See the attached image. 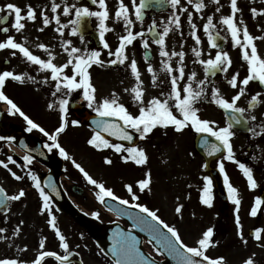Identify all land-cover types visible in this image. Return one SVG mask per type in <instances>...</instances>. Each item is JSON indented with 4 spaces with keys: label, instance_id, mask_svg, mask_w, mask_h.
Segmentation results:
<instances>
[{
    "label": "snow or ice",
    "instance_id": "6c2138e0",
    "mask_svg": "<svg viewBox=\"0 0 264 264\" xmlns=\"http://www.w3.org/2000/svg\"><path fill=\"white\" fill-rule=\"evenodd\" d=\"M218 3L219 0H216ZM93 5L98 3L99 11H93L88 6H80L70 5L64 3L63 6V14L65 16H69L73 11L75 14V18L69 19L67 24L61 23L60 15L56 14L57 10L61 8L60 3H56L55 0H52L51 3V12L55 15L53 17H49L46 12H41L42 23L44 26H48L52 23V20H55L57 27L55 31L63 35V31L66 27L71 26L72 34H76L81 27L82 21L85 18L95 17L98 19V28L100 39L103 42V47L105 49L109 48L108 42L104 39L105 33L110 29L106 25V21L109 18V11L106 4V0H91ZM167 3L171 5L173 9H180L182 12H187V8L181 5V0H167ZM188 4H193V0H188ZM132 8L130 9L127 4L124 3V0H119L118 7L115 11V17L117 19H122L125 24V30L127 32L126 35H121L119 37V44L115 48V51H109V56H115V59L109 60L108 64H116L117 62L123 64L127 59L125 54V49L127 45L132 44V42L136 39L137 36H144V31L133 33L131 30L133 21L130 19V13L134 11L135 19L137 21L143 20L145 15V9L149 6L148 0H131ZM194 7L197 12L202 10L205 7L203 0H196ZM7 10L9 14L14 13L15 21L12 25L16 31L22 30L25 25L22 23V20L27 18L28 20H36L37 12L36 9L33 8L30 4L27 5V10L24 15H22V9L15 3H7L2 8H0V12ZM219 11V8H217ZM240 9L237 5V0H231V13L230 15H224L221 17L222 23L227 26V30L231 34V40L234 45H239L242 49V58L247 62V71L248 75H246L241 81L240 84L243 86H248L250 81L257 80L261 85H264V57H262L258 53L257 45L254 41L261 37H254L250 34L246 25L243 27L238 26L235 16L236 13L239 12ZM253 17H255L258 12L264 13V9L258 10L253 7L250 9ZM7 16L0 17V23L7 20ZM187 21L191 25L193 31L191 35L195 38L197 44L200 43V38L196 34V24L192 22V14L189 12L187 15ZM169 25H175L176 28L180 27L181 20L180 15L173 12V14L169 17ZM240 24H243V21H240ZM157 27L156 21L153 19L152 24L148 28V32L155 33V29ZM215 28L213 24V17L209 15L207 17V22L204 23L203 29L208 34V40L210 42L211 47H218L216 42V37L219 36L217 32L216 35L210 31V29ZM43 31V28L39 29ZM171 28L169 26H165L162 33H155L158 37L156 39V43L160 45V55L163 57H169V52L165 50V37L168 36ZM0 31L8 32V28H2ZM242 33V37H241ZM72 42L66 41L63 45V50L67 53L68 59L65 63L57 64L54 62V55L52 51H48V58L42 59L38 55H34L32 51L28 47L25 46L24 43L17 42L15 38L11 35L7 36L6 40L0 41V49H13L19 50V52L25 57L28 61L39 65L41 70H50L51 79L55 81L56 91L52 93L53 96H56L57 92L61 90H65V96L71 95V93L75 90L82 89L83 97L88 102L89 108H94V111L98 113L100 117H109L115 119H107V120H99L96 121L97 129H102L103 132L110 133L111 136L119 137L123 141H132L133 140V132L129 131V129L134 130L135 133H138L141 138L147 137L150 133L153 132L158 126L167 128L169 126H173L176 131H182L184 128L191 126L195 132L197 133H206L210 134L212 137H215L216 140L220 141L223 148L227 150V159L229 161L234 159L233 147L231 144V137L234 135L232 131V123H229L225 127L216 128L213 127L215 124L214 121H210L208 119H202L199 115V109L195 107L196 102L202 98L205 93L204 85L206 84L205 79H201L198 81V88H193V81L196 78V72L193 71L191 75L188 76V83L181 89L178 86V80L183 78L185 75L183 60L185 53L183 51L180 52H172V56L179 57V77L172 76L171 77V92L164 96V98L153 96L150 100L145 102L144 100V89L142 87V81L140 80V73L137 68V62L135 59L131 60V70L135 75L137 84L135 87L131 89V92L134 94L132 96L133 101L138 105V114H134L129 110L128 107L125 106L124 103L119 101V97L115 92L111 94L110 97H104L102 100L97 99L96 96V88L91 80V73L89 72V68L93 65H102L104 61L100 59V51L85 50L82 52L80 48L71 46ZM144 47L148 48V41H143ZM40 49H45L47 51V46L43 43L37 45ZM196 57L201 56V51L197 48H193ZM13 55L16 53L13 52ZM147 59V55L145 56ZM199 63L204 65L205 73H215V71L219 70L222 72H227L229 66L232 64L231 57L227 51H217L215 53L214 58L209 59H200ZM165 68L171 72L172 68L168 64L167 61L164 62ZM70 68L71 74H66L65 70ZM148 71L153 72V68L151 64L148 66ZM25 75H17L12 71L5 70L0 72V101H5L10 107L9 111H14L15 113H19L20 116L24 118L28 125V131H32L33 129H38L44 136L48 137L51 143L45 145L49 151L53 148L59 149V152L62 156L68 157V153L58 142L59 134L62 133L66 127L68 126V104L69 101L67 98L59 99V111L61 113V119L59 126L55 128L53 133H49L42 127L39 123L32 120L28 117L18 106L16 103L10 99L5 92L3 91V87L5 85L6 79L11 78L13 80L23 82L25 79ZM238 76L239 73L233 74L228 83L233 88H238ZM27 79H34L33 77L28 76ZM156 76L153 74V82L155 83ZM48 82V78L45 77L44 83ZM128 91V89H125ZM245 88L239 87V90L236 95L232 96L231 99H226L219 94V89L212 90V97L214 102L224 109L231 110L233 113L232 119L237 123L240 122V118L236 115L237 113H243L245 111L244 108L237 106V101L244 94ZM260 93H256L251 97L249 104L254 106L260 96ZM174 102V104L172 103ZM54 107L53 103L48 104V108L51 109ZM173 107L177 110L178 114H175L173 111ZM252 120H255L256 117H251ZM79 121L72 120L71 124L76 125ZM264 131V128L261 129ZM249 131H253V129H249ZM7 139L8 141H12L14 137H0V140ZM203 143V141H202ZM88 144L94 146L97 149L101 148H111L114 149L116 153H126V155L122 156V159L127 162L129 160L133 161L136 165H144L147 163L148 156L146 151L143 148L137 146L125 147L123 143H110L108 139H106L100 130H96L92 137L88 140ZM221 144H213L211 147V151L209 155H212L215 152H219L221 149ZM12 160L11 157L8 158ZM26 162H30L33 158L29 155H25L23 158ZM106 163L111 164L112 160L109 158H105ZM15 163V161H12ZM76 168H78L86 179L92 184L98 187L99 191L97 193L98 198L103 202L106 197L113 198L114 200L119 201L122 205H129L130 201L128 199H122L119 196H116L111 188L105 187L103 183H98L96 179H93L91 175L75 160L72 161ZM239 168L243 171V174L246 176L248 185L250 188L255 189L257 187V182L253 176L252 168L246 166L243 163L237 161ZM0 165H3L4 168L8 169L11 172V175L16 179H21L20 176H17L15 172H12L11 169L8 168V164L5 161L0 160ZM220 172H225L224 163H219ZM31 178L33 181H36L35 187L39 189V195L42 197V207L41 212H47L50 216L48 220V224L55 231L56 236L59 238V247L64 249L65 254L60 255L55 251H40L38 255L31 261V264H42V261L45 257H55L56 260L60 262V264H71L70 257L74 255L72 251L69 250L70 245L66 239V236L61 232L60 228L57 226V217L52 214L51 208V196L41 187L39 179L36 175L31 174ZM205 184L202 189V194L200 195V200L204 205L211 206L213 202L212 195V180L210 177H204ZM139 185V190L144 192L146 189L150 190L151 184V173L150 171L145 173V178L137 181ZM224 183L228 189L229 198L232 199L237 206V215H236V224L237 227H240V217H239V205L240 199L237 197V189L233 187V185L229 182V178L227 174L224 175ZM53 192H56L55 185H50ZM128 192L131 194L132 201H138L139 197L133 191V186L131 184L126 185ZM25 195L23 189H20L17 195L8 196L3 187H0V204H4L5 201L8 200H19L21 197ZM261 205H264V199L257 196L255 198V203L251 208L250 214L252 216H256L258 209ZM136 209L139 210V213L135 217V223L133 227L142 228V230L149 233L151 239L155 241L156 245L160 247L157 248V251L163 249L169 256H174L177 260V264H227L226 258L223 256H218L215 258L210 257L207 254V251L210 247L218 244V241H214V228L208 227L204 230L200 236V238L196 241L194 246H190L184 242L181 237L179 230L175 226H171L163 220L160 215H158V209L153 210L149 208L147 205L142 203H134L132 205ZM182 205L177 206L175 211L177 213L181 212ZM124 214H127L131 217V213L125 211ZM144 214V215H141ZM93 215H98V213H93ZM23 223V221H21ZM6 229L0 227V233H4ZM20 231L19 225L16 226L13 235H18ZM264 229L256 228L254 230V234L257 240L261 239V232ZM241 237L243 236L242 232L240 233ZM5 239V237L0 236V240ZM138 241L137 237L132 235L131 233H125L122 230H117L114 238H113V248L112 255L115 258L114 264H155L149 256H146L140 248L137 246ZM26 247V246H25ZM40 249L45 248V240L41 239L39 243ZM0 264H26L25 261H22L18 258H0ZM243 264H255V261L249 257L243 261Z\"/></svg>",
    "mask_w": 264,
    "mask_h": 264
},
{
    "label": "rangeland",
    "instance_id": "374dc122",
    "mask_svg": "<svg viewBox=\"0 0 264 264\" xmlns=\"http://www.w3.org/2000/svg\"><path fill=\"white\" fill-rule=\"evenodd\" d=\"M260 1L264 0H253V3L259 5ZM255 5H252V8ZM219 8V11H217ZM256 8V7H255ZM188 13L192 14V22L196 24V34L200 38V43L197 44L195 38L191 35L193 29L191 25L187 24V29L184 32L183 45L180 47V51L185 53L183 60V67L185 75L183 78L178 80V86L182 89L188 83V76L191 75L193 71L196 72V78L193 81V88H198V81L203 77L204 70L202 69V64L199 63L200 59L214 58L217 52L212 49L210 42L208 40V34L204 31L203 25L207 22V17L211 15L213 17V24L215 25V30L220 32L226 38V50L231 57L232 64L229 66L227 72H222V74L215 77V89H219V94L226 99H229V83H225V80H230L233 74L239 73V77L242 76V69H238L239 72H234L233 66H240L239 56L242 55V49L239 45H234L231 40V34L227 30V26L222 23L221 17L224 15H230L231 8H226V1L219 0V3L215 4V13L211 12L207 16L204 14V10L196 11L193 4H188ZM260 10V9H259ZM264 16V13H259L253 17L251 14L247 17L245 10H241L236 13L235 20L238 26H247L250 34L254 37H261L254 41L257 45L258 53L264 57V26L259 24V19ZM243 24H240V21ZM264 25V24H263ZM213 29H210L213 30ZM38 29L24 28L19 31L20 35H16L15 40L17 42L24 43L26 47L32 51L34 55L38 54L42 59L48 58V51H52L54 55V62L61 64L66 62L68 59L67 53L63 50V45L66 39L63 36H59L60 40L57 39V33L54 30H50L44 37L43 42L36 39V34ZM173 38H180L179 32H172ZM242 37V33H241ZM6 40V38H0V41ZM43 43L47 46V51L45 49H40L37 47L38 44ZM174 43V42H173ZM109 44V42H108ZM77 45L82 46V42H72L71 46L77 47ZM193 48H197L201 51V56L196 57ZM81 49V48H80ZM13 49H3L0 52V71H12L17 75L35 74L34 66L29 68L28 60L20 56L21 53H16ZM96 51H100V59L104 61L102 65H97L96 68L92 70L91 80L96 88V96L98 101L102 100L104 97H110L113 92L119 97V101L124 103L126 107L129 108L134 114H138V105L133 101L131 89L136 86V77H123L121 76L116 68L115 64H108L107 62L112 59H107V54L109 51L114 52L109 44V48L105 49L97 48ZM16 54L13 55L12 53ZM173 52H178V49H174ZM9 61V64H4V61ZM247 64V62H246ZM170 65L175 70V62L171 60ZM181 66V65H180ZM164 62L159 61L155 64V73L159 74L156 78L155 83L153 82V74L140 75V80L142 81V87L144 89V100L147 102L153 96L164 98L170 92L168 82L169 77L164 71ZM94 70L99 71L95 73ZM66 72V70H65ZM44 76L33 77L34 79H25L23 82L18 81L12 87H16V94L11 90V88L5 86L4 92L9 97L16 96L17 102L22 106L26 104L27 107H32V115L40 122L41 126L45 128L46 131L53 133L56 127L59 126L60 117L57 114H51L52 110H49L48 104L53 103L55 106L56 97L52 95V86L55 83L51 79L50 70H44L41 72ZM156 76V75H155ZM45 77L48 78V82L44 83ZM179 77V76H177ZM204 78V77H203ZM242 78V77H241ZM240 78V79H241ZM43 82L42 85L36 81ZM121 82V83H120ZM52 84V85H51ZM161 86L165 89L159 91L156 87ZM39 89V90H38ZM128 89V91H125ZM64 92L61 91V94ZM4 102L2 106L5 108ZM25 102V103H24ZM174 103V102H173ZM86 107L95 112L94 108L88 107V102L85 100ZM214 108L206 103H198L196 106L199 109V115L202 119H208L213 121L215 119V127H225L227 126L226 120L220 110L216 106ZM264 109L263 104H260L256 111L260 112ZM50 111V112H49ZM215 113V114H214ZM20 117L18 114L13 116L12 119ZM68 126L65 132L60 133V139L58 142L68 153V157H63V162L66 166L64 175L68 182H72L75 179L76 184L83 188L84 195L80 196L78 194L72 193L69 189V194L72 200L78 205L79 210L87 218L92 216L93 219L89 220L91 227L100 226L104 223H108L110 220L114 219L110 212L105 210L101 206L97 193L99 191L98 187L92 185L83 173L75 167L73 160L80 164L85 171L89 173L96 179L98 183H103L105 187L111 188L116 196L122 199L131 200V194L128 192L126 185L131 184L133 186V191L139 197L138 201H132L133 203H142L147 205L149 208L156 210L158 209V215L165 220L171 226H175L185 243L190 246H194L196 241L200 238L202 232L208 227L212 226L215 220V202L211 206L204 205L199 199L200 189H203L204 182L201 180L204 175V164L201 162V158L194 151L192 146L193 134L188 132L189 128H184L182 131L178 132L174 137L167 138L168 130L164 128H156L145 138H140L137 147L143 148L148 156L147 163L140 165L139 167H134L132 161L125 162L124 160L117 165L111 164L105 165L102 163L104 154L110 149L105 148L103 150H93L92 147L85 144V138L92 136V132L86 126V124H79L71 126L72 116L68 118ZM235 146L241 152L244 151V141L242 138H236ZM10 144V143H9ZM7 143V140L0 142V149L3 150L0 153V160L5 161L8 164V168L11 170L16 169L17 176L21 178L25 177L26 172L23 167L16 161L15 163H9L8 157L11 155L9 151L11 146ZM12 145V144H11ZM1 146L3 148H1ZM13 147V145H12ZM12 152V151H11ZM121 154L124 155V152ZM114 160V156H112ZM137 166V165H136ZM228 170L230 167L234 168V164L226 163ZM151 173V184L150 190H145L141 192L139 190L138 180L145 178V173ZM191 173L192 179H189L187 173ZM1 174V184L4 185L3 176L7 174L6 168L0 165ZM28 178L31 181V175ZM12 183L15 184L13 179ZM17 186H21L25 192V195L20 198L22 205L19 207L17 204H13L12 208L9 210V214L12 217L18 216L19 219L14 222L18 225V221H23L21 223L20 231L25 232L27 235V249L22 248V253L13 246L11 257L18 258L25 261L26 264H31V261L35 259L40 251H45L44 249H55L57 250V243L50 242L47 245L50 238H53L52 233L55 231L48 224L50 216L47 212H41L42 207V197L39 195V189H33L34 195L27 194L28 185L24 180L17 183ZM17 190H19L17 188ZM15 191V188L12 190ZM32 193V191H29ZM27 194V195H26ZM24 201V203H23ZM182 205L180 213L175 211L177 206ZM52 214L57 217V226L60 228L61 232L66 236L69 242V250L74 253L70 257L71 264H112L102 253L96 248L94 240L89 237L85 232H79L84 228L75 222L72 217H66L60 214L54 204L51 202ZM93 213H98V215H93ZM14 221V220H12ZM248 226L250 223H247ZM264 227V224H263ZM76 232V233H74ZM79 232V233H78ZM5 234V232L3 233ZM12 240H14V235L12 233ZM45 240V248L40 249V240ZM5 240V239H4ZM251 248L244 247L239 249H233L227 257L232 260L231 257L234 253H242L234 260V264H238L241 260H245L251 257L254 261L264 262V236H261L260 240L253 239L250 244ZM3 250H0V258L2 257ZM57 253L64 255L65 251L62 248H58ZM215 245L210 247L207 254L210 257H215ZM54 262V263H53ZM42 264H60L58 260H44Z\"/></svg>",
    "mask_w": 264,
    "mask_h": 264
},
{
    "label": "flooded vegetation",
    "instance_id": "af4514ba",
    "mask_svg": "<svg viewBox=\"0 0 264 264\" xmlns=\"http://www.w3.org/2000/svg\"><path fill=\"white\" fill-rule=\"evenodd\" d=\"M226 1V8H231V0H225ZM56 3L61 4V8L57 10L58 15L61 17V23L67 24L69 19L75 18L74 11L69 15L65 16L63 14V6L64 3L70 4V5H76L77 7L80 6H88L93 11H99L101 10L99 8L98 3L96 5H93L91 3V0H55ZM139 2V0H137ZM196 0H193V3L195 4ZM205 7L202 9L204 10V14L207 16L209 13L214 12L215 13V4L217 3L216 0H203ZM7 3H15L22 9V15L26 13L27 5H31L33 8L36 9L37 12V19L32 21L28 20L27 18L22 20V23H24L25 28H32V29H41L43 28V31H38L36 34L37 39L42 40L44 39L45 35L50 31L54 30L57 25L55 23V20H52V23L48 26H44L42 23V16L40 15L41 12H46L49 17H53V14L51 12V3L52 0H0V8H2ZM119 0H106V4L109 11V18L106 21L107 27L110 29L105 33L104 39L109 42L110 47L113 51H115V48L119 44V37L121 35H126L127 32L125 30V24L122 19H117L115 17V11L118 7ZM124 3L129 6V8H132L131 0H124ZM219 3V2H218ZM149 6L145 9V15L143 17L142 22L137 21L135 19L134 11L130 13V19H132L133 24L131 27V30L133 33L144 31V36H137L136 39L132 42V44L127 45L125 49V54L127 56V59L124 61L123 64L117 62L115 64V68L117 72L123 76V77H135V75L132 73L130 64L131 60L135 59L137 62V68L140 73V75H149V74H155L156 78L159 77L158 73H155V64H157L159 61H167L170 65L171 60H174L175 67L174 71L172 69L171 72H169L165 66L164 71L166 72L167 76L169 77L168 87L171 91V77L172 76H179V57L178 56H172L171 53L174 49H178V52L180 50V47L183 45L184 39V32L187 29V12H182L180 9H173L169 3H167V0H148ZM181 5L186 7L188 6V0H181ZM238 8L241 10H245V13L248 16H250L252 13L250 9L252 8V5H255V7L259 9H264V1H260L259 5L257 3H253V0H237ZM173 12H176V14L180 15L181 24L179 28H176L175 25H169V17L173 14ZM7 16V20L0 23V29L2 28H8V32L0 31V38L1 37H7L9 35L13 36L14 38L16 35H20L18 31L12 26L15 21V15L14 13L9 14L7 10L0 12V17ZM153 19L156 21L157 27L155 29V33H162L165 26H169L171 28L169 34L167 37H165V50L169 52V57H163L160 55V45H158L155 41L158 38L155 33L148 32L149 26L152 24ZM98 19L95 17L91 18H85L84 21H82L80 30L76 34H72L71 26L66 27L63 31V36L67 39V41L71 42H82V46L77 45V48H81L82 52L85 50L89 51V48H92L94 45V40H92L89 36H84L81 34V32L86 31V29L89 27V29L96 31L99 34V28H98ZM259 24L261 26H264V16H262L259 19ZM179 32L180 38H173L172 32ZM214 31V30H213ZM59 36H61L60 33L57 32V39L60 40ZM100 36V35H99ZM148 41V48L146 49L144 47L143 41ZM102 42V41H101ZM174 42V43H173ZM3 49H0V52H2ZM215 52V49H213ZM147 55V59L145 56ZM107 59H115V56H109L107 54ZM239 64L240 66H233L235 70L234 72H239L238 69H242V76L239 77L238 80V86L244 87L245 92L241 96V98L237 101V106L244 108L245 111L241 113L244 117V119L247 121V124L249 126V129H253L256 133L253 134V131H248L246 134H236L234 132V135L231 137V144L233 147V153H234V159L229 161L227 159V152L225 153V156L221 157L220 159L214 160L211 162V166L213 168H217L219 170V163L223 162L225 167V172L222 173L219 170L224 191L222 194L226 196V199L222 200L220 195L217 192V189L214 188V184L212 181V195H213V202H215V241H218V244H215V257L223 256L226 258L227 264H234V260L240 256L242 253L236 254L234 253L231 257L232 260H229L227 257V254H229L233 249H239L241 247L246 246L247 248H251V240L255 237L254 230L256 228L264 229V205H261L258 209L257 215L252 216L250 214L251 208L253 207L255 203V198L257 196L260 197V193L262 190H264V131L261 129L264 128V109L260 112L256 111V108L263 104L264 106V89H261L259 87V84L255 81H250L248 86H243L240 84V81L248 75L247 71V64L246 61L243 60L242 55L239 56ZM151 64L153 68V72L148 71V66ZM94 68L97 67L96 64L92 65ZM92 66L89 68V72H92L94 68ZM171 66V65H170ZM172 68V67H171ZM202 69L204 70V65L202 66ZM95 73H98L99 71L94 70ZM66 73L70 74V68L66 69ZM204 77V78H203ZM201 79L206 80V84L203 86L205 89V93L202 96L201 99L198 101L206 102L210 104L214 110H215V102L212 97V90L215 88V76L207 77L203 75ZM242 77V78H241ZM241 78V79H240ZM56 83V82H55ZM121 83V82H120ZM238 88H233L231 85L229 87V98L231 99L232 96L236 95ZM159 91H162L163 87L158 86L156 87ZM39 90V89H38ZM56 88L54 87L52 92H55ZM61 91L64 93L61 94ZM60 92L56 93V103L53 107V111L58 114L59 117H61V113L59 111V99L60 98H67L69 101L68 104V113H67V119L72 116V120H78V118L84 116V112H88V109L86 108L85 99L83 97V90L78 89L71 93V95L65 96V90H61ZM256 93H260L261 95L258 97V100L256 104L251 107L247 108V103L249 100H251V97L255 95ZM15 101L16 96L13 98ZM173 103V102H172ZM174 104V103H173ZM21 106L22 111L30 117L35 122H40L35 118V116L32 115L31 111H33L32 107H27L26 104L24 106ZM246 106V107H245ZM196 107V106H195ZM173 111L175 114H178L177 110L173 107ZM215 114V113H214ZM14 113L8 112L5 114V118L0 124V135L4 133L5 137H14L15 139L12 141H8L7 143L11 146V150L9 153L11 155L6 157H11L12 160H9V163H13L12 161L16 160L21 167H23V170L26 172L25 177L21 179H16L11 175V172L6 169L7 174L3 176L4 185L0 184L4 188L5 192L8 196L17 195L19 190L22 189L21 186H17V183L24 180L27 187V194L34 195L33 190H31V187L33 189H36L35 183L36 181L28 180V178L31 174H34L38 177L39 182L45 175H49V179L51 180V177L54 175L53 173L56 172L57 169V160H60L59 162V171L55 175V181L59 183L63 194L71 200L73 203H75L71 195L69 194V189L72 193H78V195L83 196L84 194H79L80 191H82L83 188L78 186L76 184L75 179L72 180V182H68L66 179V176L64 175L66 166L63 162V157L59 149L53 148L51 151L48 150L45 145L51 143L48 137L44 136L43 133H40L38 129H33L31 132L28 131V125L27 122L24 120V118H16L12 119ZM255 116L256 119L252 120L251 117ZM215 122V119L213 120ZM41 125V124H40ZM73 126V124H70ZM215 127V124L213 125ZM168 130L167 138L178 134L179 131H176L173 126H169L166 128ZM50 133V132H49ZM196 135V134H195ZM242 138L244 141V151L241 152L237 149L235 146L236 138ZM20 138V140H19ZM215 138V137H213ZM59 140V139H58ZM39 141L40 145L45 149L48 161L52 164H45L41 161L33 158L30 162H26L23 158L25 155L22 153V156L16 155L11 151L15 150L16 146L18 147L19 144H23L29 148L32 146V142ZM12 144V145H11ZM31 144V145H30ZM193 145V143H192ZM37 147V145H36ZM32 148H34L32 146ZM35 151V150H34ZM237 161L240 163L245 164L246 166L252 168L253 170V176L254 179L257 182V187L255 189H252L248 185V181L246 176L243 174V171L239 168ZM202 162V159H201ZM226 163L234 164V168L230 167L228 170V167L225 166ZM12 172H15L17 174L16 169L11 170ZM189 175V179H192L191 173L187 171ZM227 174L229 178V182L235 187L237 191V197L240 199V205H239V217H240V227H237L236 224V215H237V206L235 205L234 201L229 198L228 189L224 183V175ZM206 176L209 177V175L205 172L203 173ZM202 176L201 180L205 182L204 177ZM1 178V174H0ZM11 179H13L14 183H12ZM212 180V179H211ZM53 182V181H52ZM29 185L31 187H29ZM13 188H15V191L13 192ZM17 188L19 190H17ZM29 191H32L29 192ZM26 194V195H27ZM131 202V200H129ZM52 202V200H51ZM24 203V201H23ZM7 204V212L6 213H0V227L6 229L5 234L0 233V236L5 237V240H0V250H3L2 257L1 258H13L11 257V252L13 249V246L15 249H18L20 253H22V248L27 249V235L25 232L19 231L18 235H14V240H12V233L14 232L17 225L14 224L17 219H19L18 216L12 217L9 214L10 208H12L13 204H17L19 207L22 205L20 199L19 200H8L6 201ZM66 217H72L75 219V222L79 224L81 227H83V230H80L79 232H85L89 235L90 238H92V231L91 226L89 223L90 217L83 216L81 213H77L75 215H64ZM14 220V221H12ZM19 227H21V221H18ZM247 223H250L248 226ZM78 232V233H79ZM242 232L243 236L241 237L240 233ZM76 233V232H74ZM53 238H50L47 245L50 242L57 243V250L59 248V238L56 236L55 233H52ZM264 236V231L261 232V236ZM26 246V247H25ZM244 251L246 248H243ZM48 251H55V249H47ZM51 259L56 260L55 257H51ZM49 260V259H48ZM54 263V262H53ZM238 264H243V260L239 262ZM255 264H264V262L255 261Z\"/></svg>",
    "mask_w": 264,
    "mask_h": 264
},
{
    "label": "water",
    "instance_id": "95a60500",
    "mask_svg": "<svg viewBox=\"0 0 264 264\" xmlns=\"http://www.w3.org/2000/svg\"><path fill=\"white\" fill-rule=\"evenodd\" d=\"M91 35L93 37H95L94 34L91 33ZM215 35H216V32H215ZM216 42L218 45L217 48L219 50L223 49V42L224 41L220 35L216 37ZM219 72L220 71L217 70V71H215V74L219 73ZM210 74H213V73H210ZM221 110L224 112L228 123H232V125L236 129V131H238V132L242 131L243 132V131L247 130V127H246L244 121L241 119V117H240V115H238V113L236 115L240 118L239 123H237L236 121H234L232 119L233 113L231 110L224 109L222 107H221ZM107 119H113V118L100 117L98 115H89V114L85 116V120L88 122L90 127L94 131L100 130L101 134L106 139L111 140V141H115V142H120V143H123L124 145H127V146H131L136 142V138H135L134 134H133V140L132 141H123L119 137L111 136L110 133L103 132L102 129H97L96 121L107 120ZM202 141H203V143H202ZM213 144H219V143L216 140L214 141L213 139L209 138L206 135H200L195 139V149L205 159L206 169L211 174V176H213V178L215 179V184H216L217 188L220 190V189H222L220 186V184H221L220 179H219L216 171L210 169L208 167V164L212 159L217 158L222 154L223 147L221 146V149L219 152H215L212 155H209V152L211 151V147ZM23 150L25 152L32 154V155H35L29 149L23 148ZM35 156H37L43 162H46L47 164L52 165L50 162L47 161L45 156H41V155H35ZM55 171L56 172L53 173L54 175H56L58 173L59 166L57 167V169ZM42 184L45 187V189L47 190L48 194L54 199L55 204H56V206L60 212H62L64 214H70V215L75 214V209L71 206L69 201L65 198V196L63 195V193L61 192V190L59 188V185H57L55 183L54 179L51 178V181H49L46 177L42 180ZM50 185H55L57 191L53 192ZM102 203L107 208H109L111 211H113L116 215H118L122 219L126 220V222L131 227V229H126V228L122 227L120 224L115 223V222L103 225L94 235L96 238V244L102 250V252L106 256H108L110 258V260L114 263L115 258L112 255L113 238H114L117 230H122L125 233H131L132 235L136 236L137 241H138L137 246L140 248V250L146 256H148L141 248V235L145 236L147 238V240L150 241L151 237H150L149 233L142 230V228L133 227V224L136 222L135 217L138 214H140L139 211L136 209L124 206V205H122L118 202H115L113 200H110V199H105ZM125 211L128 213H131V217L127 214H124ZM141 215H144V214H141ZM151 244L153 245V247L156 250H157V248L160 247L159 245H156L154 240H152ZM159 252L165 257V260L156 261L149 256L153 261H155V264H177V260L174 256H169L163 249H161Z\"/></svg>",
    "mask_w": 264,
    "mask_h": 264
}]
</instances>
